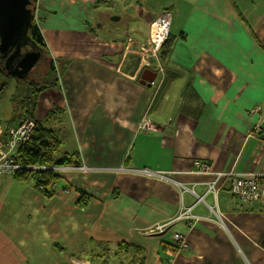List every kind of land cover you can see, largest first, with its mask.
<instances>
[{
  "label": "crops",
  "instance_id": "1",
  "mask_svg": "<svg viewBox=\"0 0 264 264\" xmlns=\"http://www.w3.org/2000/svg\"><path fill=\"white\" fill-rule=\"evenodd\" d=\"M36 8L64 68L56 110L42 123L61 152L76 155L73 165L91 169L54 170L51 196L0 174V247L23 264H264V204L240 202L230 176L211 192L204 183L214 176L193 173L198 159L264 185V142L251 134L259 115L250 112L264 111V0H36ZM164 10L171 47L158 73L139 57ZM147 70L155 77L141 84ZM143 118L155 129L140 128ZM185 208L195 219L175 220Z\"/></svg>",
  "mask_w": 264,
  "mask_h": 264
},
{
  "label": "trees",
  "instance_id": "2",
  "mask_svg": "<svg viewBox=\"0 0 264 264\" xmlns=\"http://www.w3.org/2000/svg\"><path fill=\"white\" fill-rule=\"evenodd\" d=\"M30 5L33 9L36 5V0H31ZM27 33L41 52L40 63L42 65L41 69L37 68L39 73L36 75L40 76L34 77L35 79L27 77L17 80L7 75L0 63V78H4L0 82V98L8 86L7 79L11 78L15 80L13 91L9 96L11 104L10 116L4 121L0 120V124L5 125L2 131L3 140H5L10 127L21 123L26 118H30L35 122V129L30 138L24 144L19 145L11 155L15 163L21 165V168L16 169L12 175L19 181H32L34 186L41 190L45 196H51L54 190L50 184L57 178L56 173L53 172L51 167L73 165L75 164L76 155L71 152H61V141L58 136L52 129L44 126L41 120L35 119L34 112L41 94L44 91L58 88L60 76L64 73L62 69L64 68L60 65V69L58 67L59 61L50 56L44 44L37 20L34 17L31 20ZM170 47L171 42L168 35L158 53L160 61L167 59ZM100 264H108V258L100 259Z\"/></svg>",
  "mask_w": 264,
  "mask_h": 264
},
{
  "label": "built area",
  "instance_id": "3",
  "mask_svg": "<svg viewBox=\"0 0 264 264\" xmlns=\"http://www.w3.org/2000/svg\"><path fill=\"white\" fill-rule=\"evenodd\" d=\"M171 20V13L167 10L160 12L152 21L148 24V31L146 38L143 41L142 48L145 49L143 56L139 57V62H141V67H145L147 69L153 70L158 73L163 72V66L159 60V50L161 45L164 43L166 38L169 35V25ZM251 113H258L259 119L253 125V130L251 134L257 135L260 141L264 142V111L261 110L259 106H256L250 110ZM140 128L146 129H155V125L146 118H143L139 125ZM35 129V122L26 118L21 123L10 127L7 133V137L4 142V148L6 149L4 152L0 151V174H13V172L21 168V165L15 163L14 158L11 156L16 148L24 144L31 136L33 130ZM2 144L0 141V149L2 148ZM193 173H202L213 175L214 179L212 181L204 183L207 186V191H214L215 185L220 177L222 176H230V191L231 193L243 203H255L259 205L264 204V185L259 182V177L254 173H224V172H212L209 164L206 161L202 160H194L193 161ZM52 170H62V169H73L80 171H88L91 168L84 165H65V166H52ZM134 171L133 169H129ZM140 172L145 173L147 175H154L157 177H164L165 172L161 171H150L146 169L140 170ZM185 219V220H194L195 216L190 212V208L183 209L175 220ZM189 225H192V222H189ZM157 229L160 228V225L156 226ZM173 240L175 242L176 247L185 248L186 247V239L183 235L179 233H175L173 235ZM167 257L171 256L172 250H166ZM73 264H87L81 261H73ZM164 264H173L172 259L168 258L164 260Z\"/></svg>",
  "mask_w": 264,
  "mask_h": 264
},
{
  "label": "water",
  "instance_id": "4",
  "mask_svg": "<svg viewBox=\"0 0 264 264\" xmlns=\"http://www.w3.org/2000/svg\"><path fill=\"white\" fill-rule=\"evenodd\" d=\"M30 4V0H0V63L3 71L17 80L25 79L41 56L27 33L33 18ZM146 73L152 76L143 74L139 82L149 85L155 73Z\"/></svg>",
  "mask_w": 264,
  "mask_h": 264
},
{
  "label": "rangeland",
  "instance_id": "5",
  "mask_svg": "<svg viewBox=\"0 0 264 264\" xmlns=\"http://www.w3.org/2000/svg\"><path fill=\"white\" fill-rule=\"evenodd\" d=\"M29 8L32 10L34 19L37 20V17H36V10H37L36 5L33 7V9L31 7V5L29 6ZM24 50L25 49H22L21 52H23ZM40 58H41V56H40ZM40 61L41 60L39 59L38 63L35 65V67L28 74V76H27L28 78L35 79V78L40 76V75L36 76L39 73L38 69H41L42 63H40ZM35 69H37V70H35ZM42 71H43V68H42ZM3 80H4V78L1 77L0 78V82H2ZM7 81H8V86L5 89L2 97L0 98V118L1 119L6 118V116L9 113V109L11 108V104L8 101V97H9V94L12 93L13 85L15 84V80L14 79L9 78V79H7ZM54 90L55 89H50V90L44 91L41 94V96H40V98L38 100L37 107H36V110L34 112V116L36 118H38L39 120H41V121H46L44 119H48V115L54 113L55 110H56L54 106L57 104V102L55 101L56 98L52 94L53 93L52 91H54ZM79 164H81V163H79ZM152 176H154V175H152ZM154 177L162 179V180H169L170 179V177L167 174H164V177H162V178L161 177H157V176H154ZM23 262L24 261H23L22 258H20L18 256H11L10 252H7L6 250H4L3 247H0V264H23Z\"/></svg>",
  "mask_w": 264,
  "mask_h": 264
}]
</instances>
